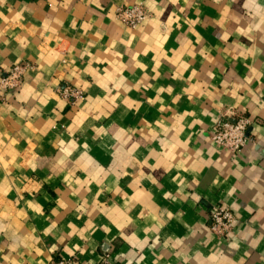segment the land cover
<instances>
[{
	"label": "crops",
	"instance_id": "crops-1",
	"mask_svg": "<svg viewBox=\"0 0 264 264\" xmlns=\"http://www.w3.org/2000/svg\"><path fill=\"white\" fill-rule=\"evenodd\" d=\"M22 62L0 92V264H264V0H0V79ZM237 115L253 143L231 155L210 137Z\"/></svg>",
	"mask_w": 264,
	"mask_h": 264
},
{
	"label": "built area",
	"instance_id": "built-area-1",
	"mask_svg": "<svg viewBox=\"0 0 264 264\" xmlns=\"http://www.w3.org/2000/svg\"><path fill=\"white\" fill-rule=\"evenodd\" d=\"M148 18V14L142 5L119 6L115 9L114 19L130 29L140 26ZM32 68L27 63L13 65L0 79V92L4 100L5 97L20 89L22 77L26 70ZM61 100L74 105L84 98L83 92L68 86L59 88L57 91ZM251 122L244 116H235L233 120H219L210 137L212 144L221 151L235 155L247 144L253 143L247 136V131ZM264 152V148H263ZM210 232L214 237H225L232 234V224L234 217L227 207L214 206L209 213ZM53 264H75L73 260H58ZM100 264H112L107 258Z\"/></svg>",
	"mask_w": 264,
	"mask_h": 264
}]
</instances>
